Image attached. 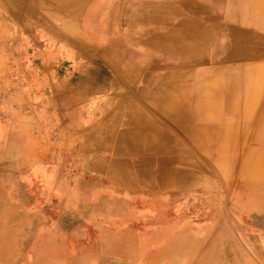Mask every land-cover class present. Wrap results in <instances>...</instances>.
Here are the masks:
<instances>
[{
  "label": "crops",
  "instance_id": "1",
  "mask_svg": "<svg viewBox=\"0 0 264 264\" xmlns=\"http://www.w3.org/2000/svg\"><path fill=\"white\" fill-rule=\"evenodd\" d=\"M248 73L262 80L248 100L264 111V0H0V155L13 106L14 126L28 135L20 149L34 157L37 172L66 173L74 153L84 180L94 174L108 187L142 184L159 197L166 174L181 173L183 184L192 171L179 165L208 168L211 160V170L223 169L222 185L240 170L243 185L261 190L258 166L215 162L232 154L222 146L231 138L216 149L209 144L215 102H247L245 82L231 85L230 78ZM240 128L245 142L248 127ZM255 138L263 145L261 124ZM255 150L250 157L260 163L264 154ZM124 164L126 176L117 178ZM82 183L76 189L85 204L108 200L92 195L103 189L97 183ZM66 190L51 179L41 197L66 199Z\"/></svg>",
  "mask_w": 264,
  "mask_h": 264
},
{
  "label": "rangeland",
  "instance_id": "2",
  "mask_svg": "<svg viewBox=\"0 0 264 264\" xmlns=\"http://www.w3.org/2000/svg\"><path fill=\"white\" fill-rule=\"evenodd\" d=\"M241 81L230 78L231 85ZM237 107L215 102L209 142L213 148L232 135ZM13 111V106L6 110V155H0V264H264V189L249 190L239 178L240 170L222 185L223 169L218 165L211 170V160L208 168L181 164L182 171L192 173L183 184L181 173L166 174L174 184L160 190L159 197L142 184L132 187V182L120 180L108 187L102 177L94 182V174L84 180L75 172L70 152L67 172L48 175L37 172L34 157L21 151L20 141L28 135L14 126ZM263 115L253 108L246 115L247 158L242 164L260 145L256 124H261L264 138ZM119 170L117 178L124 179L126 165ZM51 179L68 186L66 199L41 197ZM84 181L103 187L92 195L108 200L85 204L76 189ZM157 198L161 205H149Z\"/></svg>",
  "mask_w": 264,
  "mask_h": 264
},
{
  "label": "bare ground",
  "instance_id": "3",
  "mask_svg": "<svg viewBox=\"0 0 264 264\" xmlns=\"http://www.w3.org/2000/svg\"><path fill=\"white\" fill-rule=\"evenodd\" d=\"M109 2V1H108ZM120 2V1H119ZM112 3V2H111ZM109 6V5H108ZM108 6H106V7H108ZM120 9V8H119ZM163 10V9H162ZM118 12V11H117ZM121 14V13H120ZM119 13H118V15H120ZM172 14L173 13H171V16H172ZM183 14V13H182ZM180 15V14H179ZM187 16V15H186ZM192 16V15H191ZM185 18V17H184ZM118 19H119V17H118ZM183 19V18H182ZM194 21V20H193ZM196 22V21H195ZM117 23H119V22H117ZM206 25H208V24H206ZM215 25V24H214ZM180 26V25H179ZM189 26V25H188ZM194 26V25H193ZM213 27V26H212ZM174 28V27H173ZM180 28V27H179ZM183 28V27H182ZM185 28V27H184ZM181 29V28H180ZM209 29H211V28H209ZM194 30V29H193ZM202 30V29H201ZM205 30V29H204ZM159 31H161V30H159ZM166 31V30H165ZM187 31V30H186ZM199 31V30H198ZM141 32V31H140ZM208 32V31H207ZM210 32V31H209ZM185 33V32H184ZM193 33V32H192ZM212 33V32H211ZM117 34H118V32H117ZM141 33H139V35H140ZM195 34V33H194ZM126 35H128V34H126ZM130 35V34H129ZM147 35H149V34H147ZM147 35H146V37H147ZM205 35V36H204ZM204 37H206V35L207 34H205L204 33ZM212 35V34H211ZM210 35V36H211ZM119 36V35H118ZM209 36V37H210ZM131 37V36H130ZM141 37V36H140ZM203 37V38H204ZM130 39V38H129ZM135 39V36H134V38L132 39V40H134ZM210 39V38H209ZM139 40V39H138ZM206 40V39H205ZM137 41V40H136ZM140 41V40H139ZM209 41V40H208ZM140 43H141V41H140ZM139 43V44H140ZM132 44H134L133 42H132ZM137 44V43H136ZM205 45H206V43H204ZM141 45V44H140ZM155 45V44H154ZM145 47V46H144ZM148 47V46H147ZM162 48V47H161ZM148 49V48H147ZM155 49H157V48H155ZM163 49V48H162ZM158 51H159V49H157ZM185 52V51H184ZM183 52V53H184ZM189 52H190V50H189ZM193 52V51H192ZM163 54V53H162ZM187 54H188V52H187ZM174 55V54H173ZM184 56H185V54H183ZM172 56V55H171ZM188 56V55H187ZM192 56V55H191ZM196 71H197V69H196ZM249 74V73H248ZM243 80H244V84L243 85H245L246 86V92H245V95H242L243 97H244V102L247 100V102H245L244 104H240V105H238V109L236 110V115L234 116V117H236V121H235V126L234 127H236V128H234L233 127V131L231 132V136H230V140H228V141H224L223 143V147H225V148H228V151H232V154H230L229 156H228V158L226 159V157L224 156V155H222L223 157L222 158H216V161L215 162H218V161H221V162H226V163H228V162H232L233 164L232 165H234V164H236L237 166H238V164L240 165V163L242 164L243 163V161H244V157H242V156H240V155H242L244 152H243V149L246 147L245 146V142L243 141V139L242 138H240V136H239V134L241 133V129L242 128H240L241 127V125H243V127L244 126H247V123H248V118L246 117V115H248L249 114V112L251 111V109L253 108L252 107V104L249 102V98H253L254 96V93H255V91H259V89L261 88V85H262V80L260 79V77H257V73H251V75L249 74V76L247 75V76H244L243 77ZM249 91V92H248ZM236 99V98H235ZM239 100V99H238ZM248 127V126H247ZM246 131V129H244L243 130V132H242V135L244 134V132ZM247 145V144H246ZM261 147H259V148H257L256 150H255V147L253 148V150H255V152H254V155H256V157H258L259 156V154H258V152L259 151H261L262 150V154H264V142H263V145L261 144L260 145ZM224 150L225 149H222L221 148V151H222V153H224ZM234 150H235V153H234ZM255 156L253 157V158H256ZM251 158V157H250ZM246 161V160H245ZM250 161V162H249ZM248 162H246L247 164H246V169L247 170H251V169H253V167H255V170H256V168H257V166H258V170H257V173H259V172H261V171H264V160H262L260 163H259V159H257L256 161H257V163H253L252 162V158H251V160H249ZM252 176V175H251ZM170 179V178H169ZM164 181H165V188H167V187H171L172 186V184H174V179L172 178V179H170V180H168L167 179V177H166V179L164 178ZM124 182H126V181H124ZM168 183V184H167ZM171 189V188H170Z\"/></svg>",
  "mask_w": 264,
  "mask_h": 264
}]
</instances>
